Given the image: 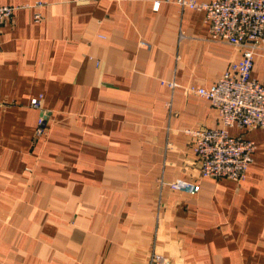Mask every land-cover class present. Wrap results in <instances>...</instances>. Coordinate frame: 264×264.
I'll return each instance as SVG.
<instances>
[{"label":"crops","instance_id":"obj_1","mask_svg":"<svg viewBox=\"0 0 264 264\" xmlns=\"http://www.w3.org/2000/svg\"><path fill=\"white\" fill-rule=\"evenodd\" d=\"M0 3L17 8L0 34V264H264V129L245 131L257 148L239 182L201 175L184 133L222 125L185 88H210L241 58L211 39L204 12ZM252 76L264 81L263 51ZM180 178L198 193L159 184Z\"/></svg>","mask_w":264,"mask_h":264},{"label":"built area","instance_id":"obj_2","mask_svg":"<svg viewBox=\"0 0 264 264\" xmlns=\"http://www.w3.org/2000/svg\"><path fill=\"white\" fill-rule=\"evenodd\" d=\"M176 3L182 10L202 11L213 41L239 48L241 58L229 65L216 84L210 88L186 87L187 93L205 98L219 112L222 125L219 128L188 129L184 133L192 138L194 153L201 174L215 179L243 181L253 161L256 143L245 137L243 131L264 128V81L253 78L254 60L264 52V0H213L200 3L197 0H165ZM160 3H156L157 10ZM16 7L0 3V34L5 21L11 19ZM40 20V15L36 16ZM142 47L151 45L142 42ZM165 84V82H163ZM173 83L169 87L174 89ZM42 96L34 98L31 106L39 109ZM46 113L38 120L37 135L43 133ZM242 133L232 135L230 130ZM165 186V182H160ZM171 189L195 195L196 183L178 179L167 184ZM164 261L161 256H154Z\"/></svg>","mask_w":264,"mask_h":264},{"label":"rangeland","instance_id":"obj_3","mask_svg":"<svg viewBox=\"0 0 264 264\" xmlns=\"http://www.w3.org/2000/svg\"><path fill=\"white\" fill-rule=\"evenodd\" d=\"M170 83H173V82H169V83H166L165 82V84L164 85H167V86H169V84ZM175 84H177V83H175ZM171 88V87H170ZM175 88H177V87H175ZM186 92V91H185ZM47 114V115H46ZM45 115H46V120H45V123H44V129H43V133L42 134H40V135H37L38 137H40L47 145H48V143L49 142H51V140H52V138H53V134H54V127H53V123H51V121H50V115L48 114V113H46ZM50 121V122H49ZM49 123V124H48ZM261 129H264V128H259V129H255V130H261ZM250 131V130H249ZM242 133V132H241ZM243 133H244V135H245V131H243ZM246 137V136H245ZM247 138V137H246ZM254 141V140H253ZM196 160V159H195ZM195 167H196V169L200 172V174H201V171H200V168H199V166H198V164H197V161H195ZM202 175V174H201ZM181 179V178H180ZM175 180H178V179H175ZM175 180H172V181H165V186L166 187H168V188H170L167 184H169L170 182H173V181H175ZM183 180H185V179H183ZM160 185H161V183H159ZM162 186V185H161ZM171 189V188H170ZM173 190V189H172ZM156 256V255H155ZM154 260H156L155 259V257H154ZM157 261V260H156ZM166 260H164V262H165Z\"/></svg>","mask_w":264,"mask_h":264}]
</instances>
